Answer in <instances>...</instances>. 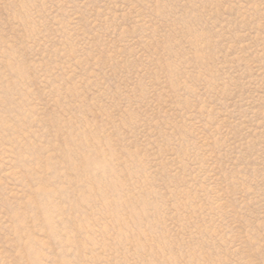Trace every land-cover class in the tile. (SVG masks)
<instances>
[{
    "label": "rangeland",
    "instance_id": "1",
    "mask_svg": "<svg viewBox=\"0 0 264 264\" xmlns=\"http://www.w3.org/2000/svg\"><path fill=\"white\" fill-rule=\"evenodd\" d=\"M0 264H264V0H0Z\"/></svg>",
    "mask_w": 264,
    "mask_h": 264
}]
</instances>
